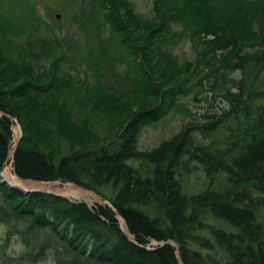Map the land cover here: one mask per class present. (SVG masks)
<instances>
[{
	"label": "trees",
	"instance_id": "obj_1",
	"mask_svg": "<svg viewBox=\"0 0 264 264\" xmlns=\"http://www.w3.org/2000/svg\"><path fill=\"white\" fill-rule=\"evenodd\" d=\"M5 8L0 264H264V0H154L149 16L133 0L81 2L91 57H73H88L91 81L60 73L76 46L56 20ZM185 40L192 57L180 60L171 47ZM191 92L198 112L179 101ZM180 108L177 132L138 144ZM9 162L21 179L79 183L106 202L15 190L1 181ZM193 168L204 178L191 188Z\"/></svg>",
	"mask_w": 264,
	"mask_h": 264
},
{
	"label": "rangeland",
	"instance_id": "obj_2",
	"mask_svg": "<svg viewBox=\"0 0 264 264\" xmlns=\"http://www.w3.org/2000/svg\"><path fill=\"white\" fill-rule=\"evenodd\" d=\"M4 3V7H6V12L10 15H13L14 17L19 16V13L22 11H32V8L35 6L36 10L38 11L39 16H42L46 21H49V23L56 24L58 29L60 30L59 35L64 36L66 38V42L70 43L71 41L75 42V50L71 49V51L68 52V55L71 56V59L67 62L62 63V68L60 70V73H63V75H66L69 73L71 76L76 77V79H79L80 76L85 73H87V79L91 81L93 77L91 76V69L85 66V63L89 60L88 57V50L90 47V43H87L86 40V30L85 26L88 25L84 22V20L79 18H73V12L75 7L78 8L79 4L82 2L84 5L87 4L89 0H2ZM154 0H133V4L135 6V10L138 11L143 16H149L152 14V5ZM59 16H58V15ZM56 20V23H55ZM85 24V25H84ZM44 31V29H42ZM47 31V30H46ZM101 37H106L110 35L108 27H102V31L100 32ZM65 44V41H64ZM77 49V50H76ZM171 50L174 51V53L177 55L180 60L184 58H191L192 57V51L190 49V44L188 40L181 41L177 43L175 46L171 47ZM82 55H87L85 60L78 61L73 57L75 55L76 57H81ZM48 58H42L39 60V64L41 66L48 65ZM125 67V64L121 63L118 66L119 70H122V68ZM198 96H194V93H190L189 95L184 96L179 101L183 105L188 106L190 110L193 112H198L203 108V104L200 99L197 98ZM189 115L185 114L181 108L180 109H173L169 111V113L166 114V116L159 118L158 120L149 122L143 126V129H141V132L138 136V144H140L141 147L150 148L154 145H156L160 140L164 138L170 137L172 134L177 132L180 127L182 126V123L187 119ZM12 126V137L10 139L11 149L17 145V142L22 135V130L20 127V123L14 122ZM105 125V124H103ZM104 127V126H103ZM15 128H17V133H15ZM10 152V150H9ZM11 166L12 163L9 162L8 165ZM201 168H197L191 172V175L189 176L188 180V187L194 188L202 185V179L204 178L201 173ZM12 170V169H11ZM13 173V172H12ZM14 174V173H13ZM15 175V174H14ZM3 179V177H2ZM5 180V179H4ZM32 180L26 179L25 182H16V185L21 187L23 191L27 190H33L37 188H41L38 190H46L48 189L47 186L45 187H39L37 185H34V182H30ZM52 181V182H51ZM45 183H50L51 189L54 192L60 193L62 195H66L69 198L72 199H83L88 204H94L96 202L103 203L106 202L103 198L100 197L98 193L95 191L85 188L79 183H74L70 181H60V180H49V181H42ZM74 186L76 188H81L82 190L86 191L87 193H68L58 190L59 188H63L64 186ZM57 190V191H56ZM64 192V193H63ZM68 193V195H67ZM120 217V218H119ZM121 216H118V220L121 219ZM119 223L121 221L119 220ZM121 229H123V224H120ZM6 231V224L0 223V240L3 241L2 235ZM151 243L155 244L156 241L152 240ZM157 244V243H156Z\"/></svg>",
	"mask_w": 264,
	"mask_h": 264
},
{
	"label": "bare ground",
	"instance_id": "obj_3",
	"mask_svg": "<svg viewBox=\"0 0 264 264\" xmlns=\"http://www.w3.org/2000/svg\"><path fill=\"white\" fill-rule=\"evenodd\" d=\"M15 133H16V135H18V133H17V128H15ZM13 149V148H12ZM12 149H11V152H10V157H12ZM12 167L11 166H7L6 167V169L4 170V172H3V175H2V177H3V179H5L6 180V182L7 183H11V185L12 184H16V182L15 181H17L18 180V182H25V180L24 179H21L20 177H18V176H16V175H14L13 173H12ZM28 180H31V179H28ZM31 183L32 182H34V185H37V186H39V187H45V186H47V188L48 189H51V186L52 185H50V183H45V182H35L34 180H32V181H30ZM6 184V183H5ZM16 186H18V185H16ZM58 190H61V191H64V192H67L68 191V193H87L86 191H84V190H82L81 188H76V187H74V186H71V185H69V186H64L63 188H59ZM57 191V190H56ZM63 192V193H64ZM68 193H67V195H68ZM120 221H121V223H119V224H123L122 226H123V228L125 229V225H127L126 223H125V221H124V219L123 218H121V219H119ZM127 228V227H126ZM125 232V231H124ZM129 232V231H128Z\"/></svg>",
	"mask_w": 264,
	"mask_h": 264
},
{
	"label": "water",
	"instance_id": "obj_4",
	"mask_svg": "<svg viewBox=\"0 0 264 264\" xmlns=\"http://www.w3.org/2000/svg\"><path fill=\"white\" fill-rule=\"evenodd\" d=\"M58 15V14H57ZM59 16V15H58ZM16 146V145H15ZM15 146L13 147V149H12V153L14 152V149H15ZM1 181L3 182L4 181V183H6L9 187H11V188H15V190H19V191H23L22 189H21V187H19V186H16V185H11V184H9V183H7L4 179H1ZM35 182H42V181H44V180H34ZM52 182V181H51ZM37 189H41V188H37ZM42 190H44V189H42ZM48 192H53V193H57V192H54L53 190H50V189H46ZM45 190V191H46ZM57 194H60V193H57ZM124 231H125V233L126 234H128L129 236H132V234H130L129 232H128V230H127V228H126V225H125V229H124ZM168 242H171V243H173V245H175L176 244V242H173V241H168ZM176 253H177V257H178V259L180 260V256H179V251H178V249H176Z\"/></svg>",
	"mask_w": 264,
	"mask_h": 264
}]
</instances>
